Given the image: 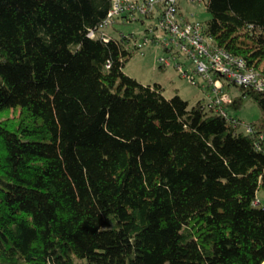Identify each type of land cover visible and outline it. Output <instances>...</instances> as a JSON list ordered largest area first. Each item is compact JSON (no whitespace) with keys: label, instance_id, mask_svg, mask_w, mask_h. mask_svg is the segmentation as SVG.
<instances>
[{"label":"trees","instance_id":"trees-1","mask_svg":"<svg viewBox=\"0 0 264 264\" xmlns=\"http://www.w3.org/2000/svg\"><path fill=\"white\" fill-rule=\"evenodd\" d=\"M111 4L0 0V111L19 109L0 119V264H263L264 92L228 81L231 101L191 104L139 81L127 45L149 44L101 28ZM205 8L264 74V0Z\"/></svg>","mask_w":264,"mask_h":264},{"label":"built area","instance_id":"built-area-1","mask_svg":"<svg viewBox=\"0 0 264 264\" xmlns=\"http://www.w3.org/2000/svg\"><path fill=\"white\" fill-rule=\"evenodd\" d=\"M188 1L197 2L200 8L206 7V0ZM149 16L157 17L158 22L150 25V33L137 44L142 47L162 40L165 48L172 51L177 60L175 65L183 76L195 85H201L200 81L204 80L207 84L204 83L203 86L213 88L214 92L207 95L210 101H231V94L224 89L225 82L228 81L237 85H252L264 92V74L247 65L241 56L230 53L219 45L214 36L205 32L201 20L186 19L179 0H112L108 17L101 28L113 26L118 17L131 21L130 18L133 17L147 19ZM161 32L166 35L162 36ZM91 34L95 36L96 31L92 30ZM159 60L164 66L173 63L171 58L165 56ZM185 60H189V64ZM222 112L230 114L227 110ZM234 122H238L237 119ZM252 128L249 123L246 130L251 131Z\"/></svg>","mask_w":264,"mask_h":264},{"label":"rangeland","instance_id":"rangeland-1","mask_svg":"<svg viewBox=\"0 0 264 264\" xmlns=\"http://www.w3.org/2000/svg\"><path fill=\"white\" fill-rule=\"evenodd\" d=\"M181 10L191 19L205 21L210 16L206 8H200L197 2H189L188 0H179ZM131 21L117 19L113 26L107 28L111 34L119 36L122 33H136L137 38L141 39L150 25L158 22L157 17L149 16L146 21H142L139 17L130 18ZM165 36V32H161ZM135 37L132 38L131 43L127 46L133 51L132 56L126 62L124 70L131 76H134L143 83L154 84L156 82L162 85L163 93L167 97H172L176 93L181 94L184 98L188 99L191 104L196 103L200 99L207 98V95L214 92L210 86H203L206 81L201 80V85L193 84L189 78L182 75L178 67L175 65L177 60L174 58L172 51L165 48L164 42H152L143 49H138L134 46ZM162 56L169 57L173 63L168 66L161 64L159 58ZM189 64V60H185ZM233 92H237V87L234 86ZM236 116L242 119L241 127L246 129L247 125L256 120L262 114V109L258 101L251 95H245L243 104L238 109L232 111ZM19 109L15 114L14 108H6L0 111V119L6 117L17 116L18 119ZM259 198L264 202V189L258 190Z\"/></svg>","mask_w":264,"mask_h":264},{"label":"clouds","instance_id":"clouds-1","mask_svg":"<svg viewBox=\"0 0 264 264\" xmlns=\"http://www.w3.org/2000/svg\"><path fill=\"white\" fill-rule=\"evenodd\" d=\"M258 198H259V195L257 194V200H258ZM256 200V203L258 204V203H263V201L259 198V201H257Z\"/></svg>","mask_w":264,"mask_h":264},{"label":"bare ground","instance_id":"bare-ground-1","mask_svg":"<svg viewBox=\"0 0 264 264\" xmlns=\"http://www.w3.org/2000/svg\"><path fill=\"white\" fill-rule=\"evenodd\" d=\"M264 264V263H263Z\"/></svg>","mask_w":264,"mask_h":264}]
</instances>
